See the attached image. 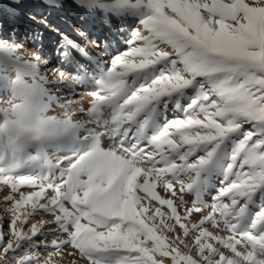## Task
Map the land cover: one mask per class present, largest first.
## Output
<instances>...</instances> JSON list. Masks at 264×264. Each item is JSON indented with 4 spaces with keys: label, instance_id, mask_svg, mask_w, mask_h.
<instances>
[{
    "label": "snow or ice",
    "instance_id": "obj_1",
    "mask_svg": "<svg viewBox=\"0 0 264 264\" xmlns=\"http://www.w3.org/2000/svg\"><path fill=\"white\" fill-rule=\"evenodd\" d=\"M9 7L0 264H264V0ZM69 10L107 34L53 25Z\"/></svg>",
    "mask_w": 264,
    "mask_h": 264
},
{
    "label": "rangeland",
    "instance_id": "obj_2",
    "mask_svg": "<svg viewBox=\"0 0 264 264\" xmlns=\"http://www.w3.org/2000/svg\"><path fill=\"white\" fill-rule=\"evenodd\" d=\"M0 2L4 5H0V9L4 10V13H7L8 15L11 14L10 12H8L9 10H11V7H8L7 5H10V3H12V0H0ZM8 2V3H6ZM10 2V3H9ZM6 5V7H5ZM54 14H56V16H54ZM50 17L49 19L52 21L53 25H59L61 28H64L66 32H69L74 36L75 38V33L76 28H78V26L81 24V22H79V19L82 18V16H78L76 14V12L74 11H66L64 13H51L48 14ZM53 15V16H52ZM54 17V18H53ZM8 18H10V15L8 16ZM56 19V20H55ZM97 22V23H95ZM92 21V20H88V22L86 21V24L84 23V25L89 28L91 31H95L94 33H96L97 35H106L107 34V24L105 21L103 20H97V21ZM0 23H3V17L1 19L0 17ZM90 23V24H89ZM99 23V24H98ZM98 24V25H97ZM17 25V30L20 33V37L23 38L24 37V33L26 31H28L29 29H31V32L33 34L37 33V32H43L44 34V44H45V50L52 51V62L49 64V68H56L58 67V64L55 62V40L54 38L49 34L48 31H45L43 26H40L38 24H29L26 19H21V22L16 23ZM95 25V26H94ZM106 26V27H105ZM136 25H133V27H135ZM42 27V28H41ZM94 27V28H93ZM97 28V29H96ZM96 29V30H95ZM98 31V32H96ZM74 33V34H73ZM10 34V33H9ZM48 38V39H46ZM119 39H123L122 37ZM47 40V41H46ZM29 43H31V40H29ZM50 44V45H49ZM49 48V49H48ZM123 50V47H122ZM29 51H31V49H29ZM44 70L42 69V72ZM77 93L78 95L73 98L74 99V103L79 104L80 106H86L87 105V100L88 97L83 93V91L81 89H77ZM81 96H83V99H81ZM0 99H3V97H0ZM56 111L58 112L59 109H56ZM55 114V113H52ZM78 118H84L82 115ZM205 200L207 203H211V199L209 196L205 197ZM190 206V205H189ZM205 212L210 211V208L208 209H204ZM3 216V213L0 212V217ZM193 220L197 219V216L194 215L192 217ZM6 231V229H5ZM174 235V234H173ZM54 238V237H51ZM65 264H67V262H65Z\"/></svg>",
    "mask_w": 264,
    "mask_h": 264
},
{
    "label": "bare ground",
    "instance_id": "obj_3",
    "mask_svg": "<svg viewBox=\"0 0 264 264\" xmlns=\"http://www.w3.org/2000/svg\"><path fill=\"white\" fill-rule=\"evenodd\" d=\"M6 3H8V2H6ZM10 3V2H9ZM11 4V3H10ZM0 5H4V4H2L1 2H0ZM8 7H9V5H7ZM5 7H6V5H5ZM4 10H1L0 9V17H1V19H2V17H3V14H4V12H3ZM8 12H10L11 14H9L10 15V18H8L9 19V21H11V18H12V15H13V9L11 8V10H9ZM53 14V13H52ZM8 15V16H9ZM53 16V15H52ZM54 16H56V14H54ZM50 17V16H49ZM50 18H52V17H50ZM54 18V17H53ZM56 20V19H55ZM93 21V20H92ZM18 22H21V19L20 20H18V21H16V23H18ZM79 22H81V24H86V21H85V19H84V17H82V18H80L79 19ZM88 22V21H87ZM95 22V21H94ZM95 23H97V22H95ZM90 24V23H89ZM99 24V23H98ZM97 24V25H98ZM40 26H43L42 24H40ZM95 26V25H94ZM79 27V26H78ZM106 27V26H105ZM42 28V27H41ZM94 28V27H93ZM97 29V28H96ZM95 29V30H96ZM78 30V28H76V31ZM95 32V31H94ZM96 32H98V31H96ZM74 34V33H73ZM74 37V36H73ZM46 39H48V38H46ZM47 41V40H46ZM50 45V44H49ZM49 49V48H48ZM48 51V50H47Z\"/></svg>",
    "mask_w": 264,
    "mask_h": 264
}]
</instances>
